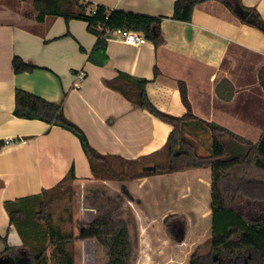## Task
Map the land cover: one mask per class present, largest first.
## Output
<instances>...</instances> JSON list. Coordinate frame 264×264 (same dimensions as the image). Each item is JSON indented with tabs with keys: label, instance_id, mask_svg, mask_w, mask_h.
Returning <instances> with one entry per match:
<instances>
[{
	"label": "crops",
	"instance_id": "obj_1",
	"mask_svg": "<svg viewBox=\"0 0 264 264\" xmlns=\"http://www.w3.org/2000/svg\"><path fill=\"white\" fill-rule=\"evenodd\" d=\"M78 1L86 9V16L104 7L159 18L165 41L160 47L149 40L133 47L109 39L106 63L98 66L89 61L99 37L88 30V22L52 16L39 22L38 12L32 8L34 0H0V261L8 264L20 259L10 258L15 256L30 260L29 243L36 248L43 243L51 257L47 233L35 218L38 210L29 209L31 205L40 206L43 190L57 186L72 167L76 175L73 185L94 179L76 135L58 125L14 115L17 90L61 105L63 116L80 128L92 148L128 161L156 153L161 156L172 130L140 109L134 95L131 99L122 93L123 89L137 91L134 80H147L146 93L152 103L176 117L187 112L180 82L186 85L192 112L198 119L185 124L184 135L197 144L199 155H210L212 150L207 123L222 126L254 144L264 135V87L260 81L263 31L242 23L218 1L197 5L190 22L174 19L177 0ZM242 2L255 8L264 20V0ZM16 56L36 70L15 73L12 62ZM80 73L84 74L82 81ZM154 177L135 179L126 185L132 192L136 185H147ZM158 177L175 180L178 187L173 194L169 192L171 198L187 190L193 198L203 187L208 193L207 218L212 225L210 168ZM252 198L264 205L260 193ZM28 209L34 214L31 220L11 221V210H22L27 217ZM262 211L257 209V217ZM82 242L85 264H93L97 242ZM6 246L17 250L15 256L3 254Z\"/></svg>",
	"mask_w": 264,
	"mask_h": 264
},
{
	"label": "trees",
	"instance_id": "obj_2",
	"mask_svg": "<svg viewBox=\"0 0 264 264\" xmlns=\"http://www.w3.org/2000/svg\"><path fill=\"white\" fill-rule=\"evenodd\" d=\"M208 1L222 3L242 23L264 32V20L260 13L255 8L245 6L242 0H177L174 19L190 22L196 6ZM33 6L38 12L39 22L48 16L63 17L66 21L78 19L88 22V30L99 37L89 61L98 66H103L107 60L108 33L119 28L144 34L155 47H160L165 41L162 20L159 18L109 11L104 7H98L95 15L86 16V9L78 0H34ZM12 63L17 74L36 70L35 66L25 63L18 56ZM134 81L132 85L137 87V91L134 93L123 89L122 93L131 99L134 95L135 104L140 109L172 128L163 149V153L169 156L168 165L164 168H159L157 164L153 165L157 168L155 172L144 171L143 168L146 166L142 164L146 160H152L159 153L136 161L102 155L90 146L80 128L63 116L62 106L59 104L17 90L14 115L20 119L40 120L50 125H58L76 135L88 157L92 174L98 180L130 182L154 175L210 168L211 247L207 254L195 251L190 264H264V205L255 203L252 198L257 193L264 196V188L258 187V184L264 185V135L259 143L254 144L222 126L207 123L212 136V150L210 155L201 156L197 144L184 135L185 124L198 119L192 112L186 85L180 82L181 98L187 112L181 117H176L161 111L152 103L146 93L147 80ZM260 81L264 87V66L260 70ZM75 180V170L72 167L62 182L50 190L42 191L35 218L43 224L44 232L49 238V246L54 250L49 260L45 247L44 250L31 246V262L75 264L73 253L68 250L71 243L77 239L82 241L94 239L105 253V264H133L135 247L125 219L97 218L81 227L76 237L52 226V206L66 196L69 200L72 198ZM257 209L263 210L258 217ZM10 218L12 222H22L26 218V213L22 210H11ZM16 251L6 246L3 254L15 256ZM16 263V260H11V264Z\"/></svg>",
	"mask_w": 264,
	"mask_h": 264
},
{
	"label": "rangeland",
	"instance_id": "obj_3",
	"mask_svg": "<svg viewBox=\"0 0 264 264\" xmlns=\"http://www.w3.org/2000/svg\"><path fill=\"white\" fill-rule=\"evenodd\" d=\"M201 150L205 153L204 146ZM168 161L169 156L163 153L155 159L146 160L142 165L157 164L159 168H164ZM158 176L155 175L147 185H136V192L133 193L126 185L128 182L109 181L107 184L94 178L74 185L70 200L66 196L53 204L52 226L76 237L81 227L97 218L125 219L135 247L133 264H190L195 251L207 254L211 247V222L206 214L209 209L208 193L200 187L193 198L188 190L184 194L180 193L179 197L171 198L169 192L173 194L178 187L175 180L172 182L167 177L159 180ZM163 194L167 197L163 198ZM38 206L31 205L29 209L39 210ZM29 209L26 218L31 220L34 214ZM29 244L27 248L32 249ZM82 244L85 243L77 239L68 247L78 264H85ZM39 245L40 249H44L43 243ZM50 248L52 255L54 249ZM95 253L93 264H105L103 249L97 247ZM0 264L8 262L1 261ZM16 264L33 262L20 257Z\"/></svg>",
	"mask_w": 264,
	"mask_h": 264
},
{
	"label": "built area",
	"instance_id": "obj_4",
	"mask_svg": "<svg viewBox=\"0 0 264 264\" xmlns=\"http://www.w3.org/2000/svg\"><path fill=\"white\" fill-rule=\"evenodd\" d=\"M97 11V8H95L90 14L89 16H93L95 15ZM107 40L109 39H118L121 42L129 45V46H133V47H139L142 45L147 44V38L144 34L142 33H138L136 31L133 30H129V29H124V28H119L113 32H109L108 36L106 38ZM78 78L80 81H82L84 79V74L80 73L78 75ZM77 88H80V85L76 86ZM6 143H11V140H7Z\"/></svg>",
	"mask_w": 264,
	"mask_h": 264
},
{
	"label": "water",
	"instance_id": "obj_5",
	"mask_svg": "<svg viewBox=\"0 0 264 264\" xmlns=\"http://www.w3.org/2000/svg\"><path fill=\"white\" fill-rule=\"evenodd\" d=\"M144 171H152V172H155L156 171V166H146L143 168Z\"/></svg>",
	"mask_w": 264,
	"mask_h": 264
},
{
	"label": "bare ground",
	"instance_id": "obj_6",
	"mask_svg": "<svg viewBox=\"0 0 264 264\" xmlns=\"http://www.w3.org/2000/svg\"><path fill=\"white\" fill-rule=\"evenodd\" d=\"M207 214V213H206Z\"/></svg>",
	"mask_w": 264,
	"mask_h": 264
}]
</instances>
